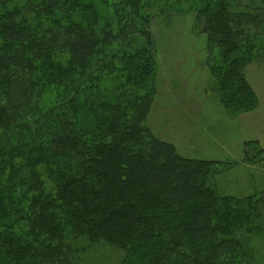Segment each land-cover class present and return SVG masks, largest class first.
Instances as JSON below:
<instances>
[{"label":"trees","instance_id":"16d2710c","mask_svg":"<svg viewBox=\"0 0 264 264\" xmlns=\"http://www.w3.org/2000/svg\"><path fill=\"white\" fill-rule=\"evenodd\" d=\"M143 1L0 0V264H78L95 246L119 264H249L239 236L259 231V198L219 196L231 164L181 157L147 125ZM185 1L220 104L254 111L264 0Z\"/></svg>","mask_w":264,"mask_h":264},{"label":"rangeland","instance_id":"374dc122","mask_svg":"<svg viewBox=\"0 0 264 264\" xmlns=\"http://www.w3.org/2000/svg\"><path fill=\"white\" fill-rule=\"evenodd\" d=\"M170 1H143L151 14L148 30L156 52L155 94L147 125L156 139L173 145L181 157L232 165L214 178L213 188L219 196L259 198L260 229L239 239L245 260L264 264V192L256 191L257 187L264 189V177L244 167L251 166L249 163L263 166L264 162V60L245 71L257 97V109L230 116L215 95L206 37L193 31L191 3H167ZM253 142L257 146L250 144ZM244 149L248 163L241 162ZM77 258L78 264L120 261L117 251L102 246L86 248Z\"/></svg>","mask_w":264,"mask_h":264},{"label":"crops","instance_id":"0c3cea01","mask_svg":"<svg viewBox=\"0 0 264 264\" xmlns=\"http://www.w3.org/2000/svg\"><path fill=\"white\" fill-rule=\"evenodd\" d=\"M242 165H244V164H242ZM251 166H245L244 165V167H245V169H253L254 171H256V174H258V173H261V174H263V177H264V162H263V166L262 165H252V164H250ZM261 171V172H260ZM256 191L257 192H264V189H259V187H257L256 188ZM238 198H240V197H238Z\"/></svg>","mask_w":264,"mask_h":264}]
</instances>
